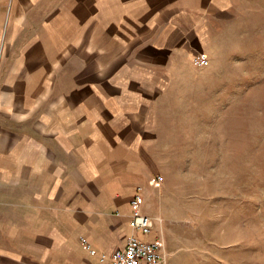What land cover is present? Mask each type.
I'll return each instance as SVG.
<instances>
[{
    "label": "crops",
    "instance_id": "crops-1",
    "mask_svg": "<svg viewBox=\"0 0 264 264\" xmlns=\"http://www.w3.org/2000/svg\"><path fill=\"white\" fill-rule=\"evenodd\" d=\"M248 2L0 0V264H109L138 234L161 97Z\"/></svg>",
    "mask_w": 264,
    "mask_h": 264
},
{
    "label": "rangeland",
    "instance_id": "rangeland-1",
    "mask_svg": "<svg viewBox=\"0 0 264 264\" xmlns=\"http://www.w3.org/2000/svg\"><path fill=\"white\" fill-rule=\"evenodd\" d=\"M217 38L208 64L197 55L161 97L148 141L164 179L141 208L154 210L151 233H137L162 237L169 264H264V0Z\"/></svg>",
    "mask_w": 264,
    "mask_h": 264
},
{
    "label": "built area",
    "instance_id": "built-area-1",
    "mask_svg": "<svg viewBox=\"0 0 264 264\" xmlns=\"http://www.w3.org/2000/svg\"><path fill=\"white\" fill-rule=\"evenodd\" d=\"M197 61L201 65H207L209 60L206 54L197 56ZM162 175L158 180H163ZM145 201L143 192L139 189L132 200L134 209V227L151 233L152 219L142 213V204ZM169 252L167 244L162 237L148 240L138 234H132L124 248L117 250L110 258L109 264H168Z\"/></svg>",
    "mask_w": 264,
    "mask_h": 264
}]
</instances>
